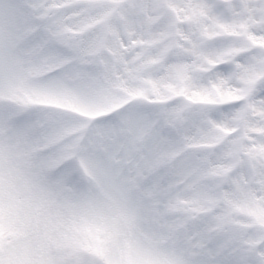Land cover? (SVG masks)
<instances>
[{
  "label": "snow or ice",
  "instance_id": "obj_1",
  "mask_svg": "<svg viewBox=\"0 0 264 264\" xmlns=\"http://www.w3.org/2000/svg\"><path fill=\"white\" fill-rule=\"evenodd\" d=\"M0 264H264V0H0Z\"/></svg>",
  "mask_w": 264,
  "mask_h": 264
}]
</instances>
